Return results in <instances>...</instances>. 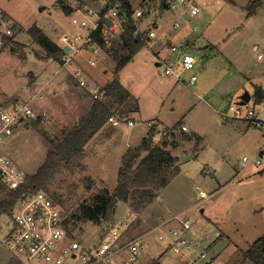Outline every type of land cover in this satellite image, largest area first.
<instances>
[{
  "label": "rangeland",
  "instance_id": "1",
  "mask_svg": "<svg viewBox=\"0 0 264 264\" xmlns=\"http://www.w3.org/2000/svg\"><path fill=\"white\" fill-rule=\"evenodd\" d=\"M58 1L0 0V11L17 26L16 44L0 54V104L26 103L32 112L26 129H19L2 143L1 150L28 177L87 115L96 100L92 95L115 78L118 58L127 53L120 31L107 32L111 45L99 54L80 49L68 64H62L61 57L59 61L51 58L28 33L31 27L41 30L58 47L61 36L84 34L71 25ZM127 1L132 11L143 13L132 24L142 33L154 31L156 38L146 42L116 76L131 100L113 106L111 116L118 119L135 104L138 111L129 113L116 127L107 122L101 133L85 144L81 156L58 163L43 191L69 212L89 204L102 189L111 192L127 148L138 147L151 127L158 128L152 144L165 139L166 149L176 157L166 171L175 172L173 179L142 211L134 212L130 202L118 203L107 224L78 223L74 239L96 245L106 229L115 228L121 233L122 244L141 238L135 264H189L167 250L155 230L181 215L191 224L183 236L195 245L189 256L195 264H239L242 252L264 234V168L247 166L237 174L243 168L242 157H253L264 143V127L253 129L248 121L235 120L228 107L238 105L240 97L248 93L250 100L242 111L252 110L264 123V102L255 104L252 98L255 88L264 91V0H256L258 5L250 15L249 6L255 0H199L200 15L173 32L169 28L181 14L179 0H170L175 7L170 4L167 9L163 3L168 0ZM64 3L72 9L82 3L98 9L103 5L92 0ZM163 33L167 37L158 39ZM166 40L187 42L189 53L197 60L195 67L183 74V82L162 77L161 67L155 66L168 54ZM192 75L197 80L190 85ZM80 81L87 86H81ZM153 117L164 126L148 122ZM128 121L133 126H128ZM3 194L0 184V196ZM11 225L9 218L0 219V238ZM172 228L178 229L179 224L170 222L163 230ZM202 253L205 259L200 258ZM121 256L113 262L120 264L126 254ZM10 259L0 247V264H15Z\"/></svg>",
  "mask_w": 264,
  "mask_h": 264
},
{
  "label": "built area",
  "instance_id": "2",
  "mask_svg": "<svg viewBox=\"0 0 264 264\" xmlns=\"http://www.w3.org/2000/svg\"><path fill=\"white\" fill-rule=\"evenodd\" d=\"M101 2L102 7L93 8L86 3L75 7L71 12L70 23L76 29L84 31V34L76 33L73 35H63L59 39V47L62 50V64H68L72 61L73 54L80 49L91 50L94 54H99L104 48L111 45L110 34H119L123 22L135 20L142 17L140 10H134L127 14L122 8L119 0H92ZM172 2L168 0V8ZM181 14L171 23L169 32L177 31L182 26L188 25L191 20L200 15L199 0H179ZM175 7V4H171ZM182 15L187 17L186 21L181 19ZM101 29V41L103 45L95 42L92 35ZM134 36L144 34L147 44L150 40L156 38L154 31L149 30L142 33L133 25ZM195 26L193 30H195ZM17 31L16 24L11 18L0 11V54L9 49L12 43H15ZM172 33L170 34V36ZM167 37L165 33L158 39ZM168 54L172 57L159 59L161 67L160 75L164 78H172L176 82H183V74L191 71L196 65V58L189 53L190 45L187 42L179 44L168 43L166 40ZM64 47H68L66 52ZM261 59V55L257 56ZM89 64L94 66V62ZM79 72H76L77 76ZM194 75L190 76L188 83L193 85L196 81ZM81 86L87 85L80 81ZM102 90H97L92 97L98 99L102 96ZM245 105V104H244ZM243 105H230L228 111L233 114L235 120L244 119L249 122L253 129H262L264 123L254 114L252 110L242 111ZM32 118L30 105L16 102L14 104H0V184L6 192H21L19 198L14 202L7 212L0 211V219L7 217L11 220V229L0 238V247L5 249L9 257L15 264H119L113 262V259L123 258L120 264H135L137 255L142 247L141 238L130 240L126 244L121 242V233L115 228L105 230L101 240L95 245H84L76 241L73 235H69L65 226L64 217L60 207L44 191L23 190L28 176L1 150V144L11 139L16 132L27 125ZM108 123L112 126H118L121 121L110 116ZM128 126H133L131 121ZM241 164L243 168L253 166L264 168V145L251 158L242 157ZM205 198L204 193H200ZM175 222L179 224L178 229H169L164 231L163 227L167 223ZM191 229V224L181 215L173 216L170 221L163 222L155 227L158 235L157 239L166 244V249L175 256L185 259L189 264H195V260L190 259V254L195 250L193 242L184 238V233ZM2 227L0 226V233ZM205 259V254L200 255ZM205 264H211L205 263Z\"/></svg>",
  "mask_w": 264,
  "mask_h": 264
},
{
  "label": "trees",
  "instance_id": "3",
  "mask_svg": "<svg viewBox=\"0 0 264 264\" xmlns=\"http://www.w3.org/2000/svg\"><path fill=\"white\" fill-rule=\"evenodd\" d=\"M119 1L127 14H130L132 10L129 2L127 0ZM257 5L256 0L251 2L248 10L249 15L254 12ZM57 6L67 15H70L73 11L71 7L64 3V0L58 1ZM101 29L102 25L92 35L94 41L99 45H103ZM134 30L131 20L128 19V21L122 23L120 41L127 53L118 58L114 69L115 78L102 90V97L107 100L105 102L99 99L93 101L87 115L76 124L60 144L55 146L53 151L47 153L44 163L28 178L26 185L23 187L24 191H43L58 163H68L83 154L85 144L108 122L113 106H122L129 99L131 100L130 93L120 84L116 76L146 45L147 41L144 34L134 36ZM28 33L34 42L51 58L59 61V57L62 56L60 47L50 42L42 31L36 27H31ZM15 44L12 43V46ZM252 98L255 104L263 103L264 91L259 87L255 88ZM133 103L136 102L133 101ZM137 111L138 106L135 104L134 109L128 114ZM128 114L121 113L118 119L123 120ZM155 130V127H151L138 147H131L126 150L121 159V167L117 172L115 188L111 192L107 189L100 190L92 197L89 204L79 205L74 212L65 211L62 205L51 197L61 209L69 235H73L77 229V224L81 222H89L95 225L107 224L111 221L118 203L130 202L129 206L134 212L144 210L153 201L156 193L169 184L175 172L166 171L169 167H173L176 157L166 149L165 139H162L157 145L152 144ZM20 193L5 191V194L0 196V211L7 212L19 198ZM242 259L251 264H264V234L254 241L247 250L242 252Z\"/></svg>",
  "mask_w": 264,
  "mask_h": 264
},
{
  "label": "crops",
  "instance_id": "4",
  "mask_svg": "<svg viewBox=\"0 0 264 264\" xmlns=\"http://www.w3.org/2000/svg\"><path fill=\"white\" fill-rule=\"evenodd\" d=\"M172 36H173V35H172ZM174 37H175V35H174L172 38H174ZM166 43H167V42H165V44H166ZM168 43H172V40H168ZM255 49H256V48H254L253 50H255ZM196 50H197V49H196ZM157 55H159V54H157ZM167 57H169V54H167L166 57H162V58H167ZM159 59H160V58H159ZM159 59H158V60H159ZM204 62H205V61H203L202 64H203ZM158 63H159V62H158ZM158 67H159V65L157 66V68H158ZM148 122H161V123H162V121H160V120L158 119V117H153V118H152L150 121H148ZM179 122H180V121H179ZM179 122H178V123H179ZM161 123H160V124H161ZM162 125H163V123H162ZM105 126H106V125H104V126H103V127H102V128L96 133V135H98L99 133H101V130H103V128H104ZM163 126H164V125H163ZM23 128L26 129V126L23 127ZM20 129H21V128H20ZM114 129H115V128H114ZM114 129L111 130V131L115 132ZM147 132H148V131H147ZM156 133H159V129H158V128H156V130H155V134H156ZM146 134H147V133H146ZM94 137H95V136H94ZM143 138H144V137H143ZM143 138H142V139H143ZM263 145H264V143L260 146V148H261ZM128 148H131V147H128ZM128 148H127V149H128ZM260 148H259V149H260ZM259 149H258V150H259ZM173 156H174V155H173ZM243 170H244V168H242V170H240V172H238L237 174L240 175L241 173L244 172ZM167 224H168V223H167ZM244 263H245V262L242 260V262H240L239 264H244Z\"/></svg>",
  "mask_w": 264,
  "mask_h": 264
},
{
  "label": "water",
  "instance_id": "5",
  "mask_svg": "<svg viewBox=\"0 0 264 264\" xmlns=\"http://www.w3.org/2000/svg\"><path fill=\"white\" fill-rule=\"evenodd\" d=\"M163 8L167 9L168 5L166 4V2L163 3ZM68 50V47H64L63 51L66 52ZM159 65V63H156L155 66L157 67ZM250 100V96L248 95V93H244L241 97H240V102L239 105H244L246 103H248ZM181 160H184V157H181Z\"/></svg>",
  "mask_w": 264,
  "mask_h": 264
}]
</instances>
